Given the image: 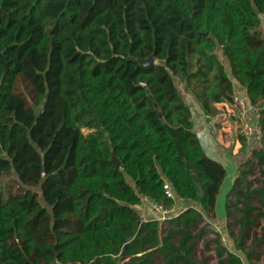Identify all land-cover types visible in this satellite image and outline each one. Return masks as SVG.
Returning a JSON list of instances; mask_svg holds the SVG:
<instances>
[{"label":"trees","instance_id":"16d2710c","mask_svg":"<svg viewBox=\"0 0 264 264\" xmlns=\"http://www.w3.org/2000/svg\"><path fill=\"white\" fill-rule=\"evenodd\" d=\"M259 14L264 0H0V264H204L201 225L216 218L227 169L205 152L176 78L209 116L235 79L264 100ZM256 168L264 148L225 203L228 217L241 212L237 248L251 260L264 244L263 231L246 247L264 218ZM146 197L204 213L145 220ZM214 241L221 264H245Z\"/></svg>","mask_w":264,"mask_h":264},{"label":"crops","instance_id":"0c3cea01","mask_svg":"<svg viewBox=\"0 0 264 264\" xmlns=\"http://www.w3.org/2000/svg\"><path fill=\"white\" fill-rule=\"evenodd\" d=\"M235 89V94L241 93L239 95L247 97L245 89L238 83H235ZM190 106L193 113L192 120L194 122V130L200 137L205 152L209 157L222 163L227 169V176L221 188L227 197L238 174L240 164L250 157L253 150L250 151L246 149L245 152H241L244 142L237 133L234 121L227 118L228 108L225 102L216 104L218 115L221 117V120L217 121V123H214L217 119L214 118V120L212 116L207 115L192 95H190ZM224 186H226V188H224ZM182 205L190 207V200L177 198L174 207L178 209ZM218 205L219 200L217 206ZM136 208L143 219H158V214L147 202L144 201ZM220 212L224 213L223 204L222 207H220Z\"/></svg>","mask_w":264,"mask_h":264},{"label":"rangeland","instance_id":"374dc122","mask_svg":"<svg viewBox=\"0 0 264 264\" xmlns=\"http://www.w3.org/2000/svg\"><path fill=\"white\" fill-rule=\"evenodd\" d=\"M260 17V28L264 31V14H259ZM219 55L221 56V59L225 62L227 70L230 72V64L226 57L223 56V53L221 50L218 51ZM236 83V79L234 80ZM176 83L181 90L186 102L190 105V89L187 87V84L185 82H182L179 78H176ZM241 94V93H239ZM243 140V139H242ZM264 148V142L261 143L256 148ZM246 149L252 151V147L244 142L243 149L241 152H245ZM252 181V186H260L262 181L264 180V174L259 169H255V173L253 175H250L248 177ZM130 180V179H129ZM131 181V180H130ZM226 188V186H224ZM231 190V189H230ZM225 198L226 195L224 194L223 190L220 192L219 196V205L216 208V218L211 219L207 217L206 223H203L201 225V228H206L210 233L206 236H204L201 240H199V243L196 248V258L199 262H202L204 264H221L218 257H217V243L214 241L217 234H220L221 236V242L222 244L230 251L238 255L242 258L245 264H264V244L257 248V251L262 252L260 259L257 260H251L248 259V257L245 255L244 251L237 248V238L240 234V228L241 225L238 222L241 219V212L236 211L235 217H228L225 207ZM253 203L258 204L256 199L252 200ZM224 207V213L220 212V207ZM198 207L202 210L204 213L203 208L200 206V204L190 201V207ZM240 208H242V205H239ZM186 205H182L180 208L176 209V215H179L181 212L186 210ZM157 217V216H156ZM230 223H232L233 226L230 227ZM264 231V218H261L260 224L256 227H254L251 231V237L247 239L246 241V247L247 249H250L253 247L254 243V237L257 235L258 237H261L263 235ZM128 260H124L122 263L126 264Z\"/></svg>","mask_w":264,"mask_h":264},{"label":"built area","instance_id":"2783aa9c","mask_svg":"<svg viewBox=\"0 0 264 264\" xmlns=\"http://www.w3.org/2000/svg\"><path fill=\"white\" fill-rule=\"evenodd\" d=\"M228 111L227 118L234 121L238 135L243 139V142L250 145L252 149L258 147L264 142V100L252 103L248 97L235 94L231 101L225 102ZM214 123L221 120L218 113L212 116ZM166 193L170 198H176L175 192L169 183L165 185ZM145 202L155 210L158 214V219L163 221L176 215V208H167L163 204L152 198H145ZM52 264H91L84 262H60L56 261Z\"/></svg>","mask_w":264,"mask_h":264},{"label":"water","instance_id":"95a60500","mask_svg":"<svg viewBox=\"0 0 264 264\" xmlns=\"http://www.w3.org/2000/svg\"><path fill=\"white\" fill-rule=\"evenodd\" d=\"M138 61L140 62V64L142 65H147L150 66L152 64L156 63V58L152 55L148 58H144V59H138ZM40 115V110L36 111V118H38ZM162 116V115H161ZM111 161L120 169H123V166L120 162V160L118 158L115 157V155L112 156Z\"/></svg>","mask_w":264,"mask_h":264}]
</instances>
